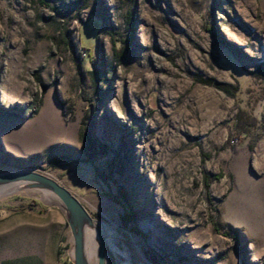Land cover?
Here are the masks:
<instances>
[{"label": "rangeland", "instance_id": "obj_1", "mask_svg": "<svg viewBox=\"0 0 264 264\" xmlns=\"http://www.w3.org/2000/svg\"><path fill=\"white\" fill-rule=\"evenodd\" d=\"M14 170L70 189L112 264H264V0H0ZM67 224L0 197V264H73Z\"/></svg>", "mask_w": 264, "mask_h": 264}, {"label": "water", "instance_id": "obj_2", "mask_svg": "<svg viewBox=\"0 0 264 264\" xmlns=\"http://www.w3.org/2000/svg\"><path fill=\"white\" fill-rule=\"evenodd\" d=\"M20 186V189L13 190L12 195L23 189L41 190L44 193H50L58 198L62 203V208L65 212L67 225L72 233V262L73 264H91L87 251V230L97 229L95 220L91 216L83 202L73 194V192L61 185L54 177L49 174H44L31 170H14L0 173V192L5 189H10ZM98 264H106V244L105 239L100 236Z\"/></svg>", "mask_w": 264, "mask_h": 264}, {"label": "bare ground", "instance_id": "obj_3", "mask_svg": "<svg viewBox=\"0 0 264 264\" xmlns=\"http://www.w3.org/2000/svg\"><path fill=\"white\" fill-rule=\"evenodd\" d=\"M2 104H4V101L2 102ZM20 188H21L20 186H16L10 189H5L0 192V197L3 198L5 197V195L10 194L13 190L20 189ZM58 202L61 203L59 199H58ZM95 224H96L95 226H97L96 221H95ZM100 236L103 237V234L99 226H97V229L95 228V229L87 230V234L85 238L87 239V251L86 252L88 253L89 261L91 264H98V253L97 252L99 251V248H98L99 240L98 239L100 238ZM106 264H112L108 257H107Z\"/></svg>", "mask_w": 264, "mask_h": 264}, {"label": "trees", "instance_id": "obj_4", "mask_svg": "<svg viewBox=\"0 0 264 264\" xmlns=\"http://www.w3.org/2000/svg\"><path fill=\"white\" fill-rule=\"evenodd\" d=\"M125 50V49H124ZM93 72V71H92ZM95 74V72L93 73ZM198 81L200 83L206 84V85H210V86H215L216 88H218L219 90H222L226 93L232 94V92L230 91V89L232 88V86H230L229 84H222V83H217L214 82L212 80H204L203 78L199 77ZM59 162V161H57Z\"/></svg>", "mask_w": 264, "mask_h": 264}]
</instances>
